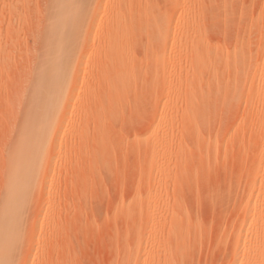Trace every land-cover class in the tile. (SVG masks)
<instances>
[{
    "label": "rangeland",
    "instance_id": "374dc122",
    "mask_svg": "<svg viewBox=\"0 0 264 264\" xmlns=\"http://www.w3.org/2000/svg\"><path fill=\"white\" fill-rule=\"evenodd\" d=\"M263 64L264 0H0V263L264 264Z\"/></svg>",
    "mask_w": 264,
    "mask_h": 264
},
{
    "label": "bare ground",
    "instance_id": "6f19581e",
    "mask_svg": "<svg viewBox=\"0 0 264 264\" xmlns=\"http://www.w3.org/2000/svg\"><path fill=\"white\" fill-rule=\"evenodd\" d=\"M65 19V16H63V19H62V21ZM65 21V20H64ZM69 30V32H73V29L72 28H70V29H68ZM68 32V31H67ZM66 34V33H65ZM70 34V33H69ZM264 65V64H263ZM14 186V185H13ZM13 186H12V184H11V189H13ZM15 186H16V189L19 191V190H21L20 189V187L17 185V184H15ZM11 189L9 190V189H7L8 191L6 192V196H7V199L9 200V198H11V197H13L14 195V197H16V196H18V194H20V193H18L17 195L16 194H14V193H16L17 192V190H13V192L14 191H16V192H12L11 191ZM11 191V192H10ZM20 192V191H19ZM22 192V191H21ZM14 194V195H13ZM22 194V193H21ZM5 196V195H4ZM21 196V195H20ZM24 197V193H23V196H22V198ZM6 198V197H5ZM18 198V197H17ZM4 199V198H3ZM12 199V198H11ZM24 200H25V198H23ZM22 199V200H23ZM20 201V200H19ZM21 203V202H20ZM19 203V204H20ZM23 203V202H22ZM27 203V202H26ZM11 204V203H10ZM13 205V204H12ZM8 206H9V203H8V201H5V202H2V205L0 206V209L2 210V211H4V212H6L5 210H7L8 209V212H9V208H8ZM22 206V205H21ZM24 206V205H23ZM10 207V206H9ZM25 207V206H24ZM11 208V207H10ZM20 209H21V207H20ZM22 210H23V212H24V209H21V210H19V211H21L20 213H22ZM28 211V210H27ZM11 213V212H10ZM9 213V214H10ZM4 214V213H3ZM8 214V213H7ZM7 214H4V215H0V238H2V236L3 235H5V229L7 228V226H8V224H7V221L8 220H10L9 219V217L7 216ZM12 215V214H11ZM17 215H18V213H17ZM14 216V215H13ZM12 218V217H11ZM15 219V218H14ZM6 232H7V229H6ZM8 236V235H7ZM5 237V236H4ZM248 237L247 236H245L244 237V239H243V244L244 243H246L247 241H248ZM11 241V240H10ZM8 242V241H7ZM1 243V242H0ZM7 244V243H6ZM10 244H13V243H10ZM10 244H7L6 246H8V245H10ZM12 245H10V247H11ZM1 248V247H0ZM12 248H13V246H12ZM10 248H9V246L8 247H3V250H5V251H8ZM0 250H2V249H0ZM9 252H10V250H9ZM8 252H6V254H7ZM5 254V256H9V255H6ZM5 258H7V257H5ZM6 261H4V263H5ZM1 264V263H0ZM7 264H8V262H7Z\"/></svg>",
    "mask_w": 264,
    "mask_h": 264
}]
</instances>
